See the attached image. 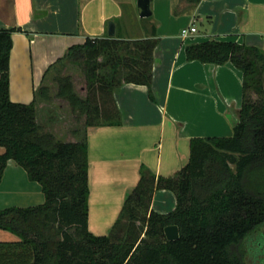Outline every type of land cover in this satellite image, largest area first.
<instances>
[{"label":"trees","instance_id":"1","mask_svg":"<svg viewBox=\"0 0 264 264\" xmlns=\"http://www.w3.org/2000/svg\"><path fill=\"white\" fill-rule=\"evenodd\" d=\"M190 7L203 0H180ZM179 15V13H177ZM0 30V183L10 160L38 182L45 202L0 210V229L19 240L0 242V264H264V49L234 41L208 40L186 45L189 62L223 66L243 73V101L231 137L191 139L188 163L173 176L142 167L108 235L89 230L90 162L88 134L119 126L123 116L115 94L124 84L145 85L151 99L157 26L141 40L119 36L88 37L50 66L58 91L48 85L34 100L10 97L13 34ZM68 64L80 66L87 95L80 96ZM66 101L83 138L64 141L38 120V101ZM157 190L176 196L169 213L151 209ZM177 225L180 238L169 241L165 228Z\"/></svg>","mask_w":264,"mask_h":264},{"label":"crops","instance_id":"2","mask_svg":"<svg viewBox=\"0 0 264 264\" xmlns=\"http://www.w3.org/2000/svg\"><path fill=\"white\" fill-rule=\"evenodd\" d=\"M125 8L132 13L131 25L123 21ZM151 8L153 15L142 18L137 0H0V30H23L13 34L10 60V97L16 103H31L50 66L88 37L109 35V22L115 23V37L126 40L145 39L157 26L154 99L147 86L124 84L115 94L122 124L88 134L89 230L97 236L107 235L118 220L143 166L157 176H173L189 161L191 139L234 134L243 101L242 71L232 63L189 62L186 45L218 40L264 49V0H203L196 7L152 0ZM192 26L197 32L184 40L181 31ZM44 202L41 185L10 160L0 183V210ZM176 203L172 191L157 190L151 209L169 213ZM2 231L8 234L0 242L19 240Z\"/></svg>","mask_w":264,"mask_h":264},{"label":"rangeland","instance_id":"3","mask_svg":"<svg viewBox=\"0 0 264 264\" xmlns=\"http://www.w3.org/2000/svg\"><path fill=\"white\" fill-rule=\"evenodd\" d=\"M114 21H117V19ZM123 21L126 22L128 25H131V22H134V20L132 19V13L127 8H125V15L123 17ZM198 27L200 30H202L201 28H203L202 24L200 23H198ZM64 74L71 76L76 92L80 96L86 97L87 81L80 66L68 64L66 69L64 70ZM54 77L55 73L51 72L45 78L44 81V85H48L50 87L52 95H55L58 91V84L55 82ZM38 107V120L41 124L47 125L51 117L57 118V121L55 123L50 124L49 126L50 130L54 132L59 139H62L64 141H69L73 139L77 141L83 138V133L80 136H74L72 135V132L76 129H81L83 127L85 117L78 120L75 114H73V112L71 111V107L66 101L60 99H54L51 102L39 100ZM3 152L4 149L0 148V153ZM109 233L110 232H108L107 235ZM5 234L8 233H4V231L0 229V237Z\"/></svg>","mask_w":264,"mask_h":264},{"label":"water","instance_id":"4","mask_svg":"<svg viewBox=\"0 0 264 264\" xmlns=\"http://www.w3.org/2000/svg\"><path fill=\"white\" fill-rule=\"evenodd\" d=\"M152 0H137L138 8L140 9V16L142 18H149L153 15L151 8ZM109 36L115 37L116 28L115 23H109ZM165 235L169 241H176L180 238V229L177 225H170L165 228Z\"/></svg>","mask_w":264,"mask_h":264},{"label":"built area","instance_id":"5","mask_svg":"<svg viewBox=\"0 0 264 264\" xmlns=\"http://www.w3.org/2000/svg\"><path fill=\"white\" fill-rule=\"evenodd\" d=\"M197 32V28L195 26L184 28L181 31V36L184 40L190 39L194 33Z\"/></svg>","mask_w":264,"mask_h":264}]
</instances>
